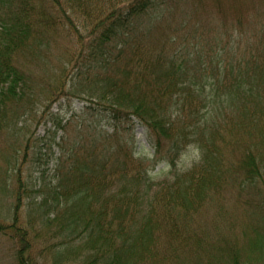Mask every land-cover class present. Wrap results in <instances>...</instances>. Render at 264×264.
<instances>
[{
	"label": "trees",
	"instance_id": "1",
	"mask_svg": "<svg viewBox=\"0 0 264 264\" xmlns=\"http://www.w3.org/2000/svg\"><path fill=\"white\" fill-rule=\"evenodd\" d=\"M166 1L53 0V14L58 9L68 23L73 14L93 22L89 55L102 66L92 76L93 67L88 66L81 75L88 83L91 105L97 103L114 134L132 118L146 126L155 142L156 160L170 167L168 175L154 181L146 176L143 164L132 171L127 159L114 155L109 147L99 158L91 156L93 150L84 159L68 151L67 171L55 176L48 197L39 204L47 209L46 215L39 216L53 223L57 257L71 256L76 264H146L159 256L163 222L173 235L166 245L172 264H197L199 257H193V252L203 246H207V256L199 264H242L238 255L243 246L229 227L215 240H208L211 224L194 218L204 210L202 203L217 202L223 196L227 183L232 196L249 191L256 204L264 205V52L233 63L222 59L217 73L210 75L209 94L204 93L203 83L194 81L200 74V79L205 77V68L191 78L178 52L166 56L160 50L152 59L146 50L143 64L148 67L129 66L132 58L143 57L137 39L148 31V18L166 13ZM44 3L0 0V115L6 103L17 99L19 86L27 84L11 55L37 29L34 21H43L34 10L43 11ZM59 24L53 20V25ZM128 51L124 61H129L124 64L121 58ZM86 60L90 65L91 59ZM188 101H193L195 110L187 116L196 122L185 123L187 119L180 115L171 119L169 110ZM91 105L86 109L93 110ZM231 122L244 130L239 142L233 130L225 131ZM187 137L200 143V158L191 169L178 172L175 159ZM124 155L132 161L131 154ZM229 213L212 214L226 220ZM19 221L16 214L10 220L1 218L0 233L20 245L16 263L29 264L27 256L35 239L30 240L29 230L33 228L30 222L22 225ZM67 245L73 251H67Z\"/></svg>",
	"mask_w": 264,
	"mask_h": 264
},
{
	"label": "rangeland",
	"instance_id": "2",
	"mask_svg": "<svg viewBox=\"0 0 264 264\" xmlns=\"http://www.w3.org/2000/svg\"><path fill=\"white\" fill-rule=\"evenodd\" d=\"M165 4L167 11L161 18H148V31L137 39L143 57L132 58L129 66L148 67L143 64L146 50L152 59L160 50L166 56L178 52L191 78L194 72L199 74L198 69L205 68V77L200 79V74L194 81L203 83L204 93L209 94L210 75L217 73L222 59L233 63L264 52V0H168ZM42 5L43 11L35 8L34 14L40 12L43 21H34L37 29L21 43L25 46L11 55L27 84L19 86L17 99L6 103L0 115V219L10 220L16 214L22 225L31 223L29 237L35 239L27 256L29 264H76L71 256H55L58 241L53 240V223L39 216L46 215L47 209H41L39 204L48 197L47 189L53 187L55 176L67 171L68 151L72 149L79 159H84L93 150L91 156L99 158L109 147L114 155L127 159L128 169L137 171L135 168L143 164L146 176L154 181L168 175L170 167L156 160L155 142L146 126L133 119L120 124L114 134L111 122L99 114L97 103L93 102V107L89 102L88 83L81 75L88 66L93 67L89 70L91 76L102 66L97 57L89 55L92 20L73 14L68 23L58 9L53 14V0H45ZM53 20L60 24L53 25ZM130 53H125L121 61ZM86 58L91 59L90 65ZM200 64L205 66L198 67ZM190 102L193 101L172 107L170 118L180 115L182 120L187 119L185 123L196 122L195 117L187 116L195 110L193 103L188 105ZM89 105L93 110L86 109ZM230 130L237 134L238 142L245 135L232 122L225 129ZM179 146L175 170L185 172L199 160L200 143L187 137ZM124 154H131L132 161ZM254 198L249 191L232 196V186L227 183L223 196L217 202L202 203L205 211L199 210L194 218L200 224H211L208 240H215L229 227L243 246L238 255L242 264H264V205L256 204ZM214 212H230V216L220 220ZM160 227L159 256L146 264L173 263L166 248L173 235L163 222ZM19 247L9 235L0 233V264H17L15 253ZM66 249L74 248L67 245ZM206 250L207 246H203L193 252V257H199L197 264L207 256Z\"/></svg>",
	"mask_w": 264,
	"mask_h": 264
}]
</instances>
